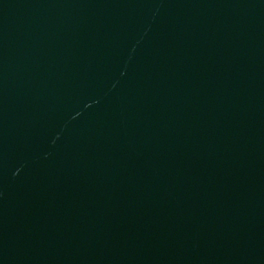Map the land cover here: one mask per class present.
<instances>
[{
	"label": "water",
	"instance_id": "obj_1",
	"mask_svg": "<svg viewBox=\"0 0 264 264\" xmlns=\"http://www.w3.org/2000/svg\"><path fill=\"white\" fill-rule=\"evenodd\" d=\"M0 264H264V0H0Z\"/></svg>",
	"mask_w": 264,
	"mask_h": 264
}]
</instances>
